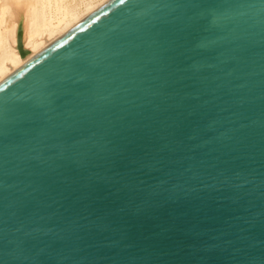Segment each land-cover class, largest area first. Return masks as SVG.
I'll list each match as a JSON object with an SVG mask.
<instances>
[{
  "label": "snow or ice",
  "instance_id": "snow-or-ice-1",
  "mask_svg": "<svg viewBox=\"0 0 264 264\" xmlns=\"http://www.w3.org/2000/svg\"><path fill=\"white\" fill-rule=\"evenodd\" d=\"M119 2L126 12L115 30L90 38L27 91L0 100V264H97L101 249H117L110 264H149L121 243L133 227L125 217L144 215L162 192L179 189L170 180L199 179L196 166L206 155L195 143L199 122L212 110L240 109L250 91L242 81L259 76L264 101V0ZM240 8L255 18L252 33L228 28ZM213 28L226 34L201 35ZM22 40L18 30V46ZM121 132L139 134L145 147L137 153L131 140L111 138L125 139ZM152 173L159 174L153 183L139 179ZM207 174L247 212L231 219L264 229V171L251 170L239 183ZM253 199L259 213L248 212ZM244 231L226 220L216 236L199 240V250L246 256L257 242Z\"/></svg>",
  "mask_w": 264,
  "mask_h": 264
},
{
  "label": "water",
  "instance_id": "water-1",
  "mask_svg": "<svg viewBox=\"0 0 264 264\" xmlns=\"http://www.w3.org/2000/svg\"><path fill=\"white\" fill-rule=\"evenodd\" d=\"M231 2L246 5L258 0H231ZM125 12L126 8L120 4L119 0L107 1L3 79L0 82V100L12 98L14 95L27 91L28 85L35 83L52 67L78 51L90 38L115 30L118 21L124 18ZM161 14V12L153 13V15ZM231 15L232 19L226 23L228 28L237 35L252 33L256 30L255 18L247 8L234 10ZM225 34L226 31L213 28L201 35L214 38ZM19 48L21 49L20 45ZM256 51L258 52V49ZM194 58L202 59L203 57L195 56ZM245 82L250 91L246 90V103L240 109L225 112L212 110L199 122V139L195 143L200 145L197 150L199 153H206L202 158L203 164L196 166L199 179H193L189 181V184H184L179 179L170 180L169 185L179 184V189L162 192L157 197V206L146 210L144 215L138 218L125 217L130 219L133 227L130 229L129 238L121 243L131 245L128 251L137 256H146L149 264H237V261L246 260L249 257H254L256 264H259L264 256L261 251L262 245L259 243L264 240V229L259 223L248 225L231 219L246 216L247 212L244 207L232 204L227 197L233 193L227 187L216 184V181L207 174L211 173L217 179L221 175L230 176L234 182L239 183L247 178L246 174L251 170L257 173L264 171V129L260 127V121L264 119L262 115L264 101L260 99V77L242 81V83ZM101 93L105 94L103 90ZM125 98L130 101L134 99L131 96ZM136 102L139 103V101ZM122 106L129 108V105ZM113 111L116 110L113 109ZM116 130L111 129L112 132ZM121 136L125 139L111 138L119 144H125L131 140L133 143L129 147L137 153L145 147L143 141L139 139V134L121 132ZM138 144L139 148L136 147ZM233 173L240 175L233 176ZM183 175L187 177L192 173ZM158 176V173H152L139 176V179L146 183H153V177ZM200 181L212 187L204 188ZM189 187L191 190H186ZM215 188L220 190H214ZM103 203L99 201L101 206ZM252 203L255 206L248 208V212L259 213L258 199H253ZM226 220L243 228L245 230L243 235L248 236L250 241L257 242L254 248L244 249L246 256L237 254L233 258L224 252L199 250V240L216 236L217 230L223 227V222ZM107 235L110 239L117 238L113 234ZM116 250L101 249L97 264H110L109 258Z\"/></svg>",
  "mask_w": 264,
  "mask_h": 264
},
{
  "label": "bare ground",
  "instance_id": "bare-ground-1",
  "mask_svg": "<svg viewBox=\"0 0 264 264\" xmlns=\"http://www.w3.org/2000/svg\"><path fill=\"white\" fill-rule=\"evenodd\" d=\"M107 1L0 0V82Z\"/></svg>",
  "mask_w": 264,
  "mask_h": 264
}]
</instances>
